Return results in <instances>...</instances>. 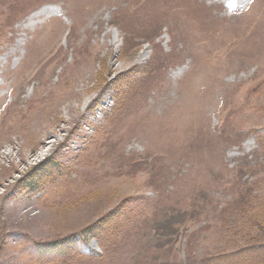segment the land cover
Returning <instances> with one entry per match:
<instances>
[{
	"label": "rangeland",
	"instance_id": "1",
	"mask_svg": "<svg viewBox=\"0 0 264 264\" xmlns=\"http://www.w3.org/2000/svg\"><path fill=\"white\" fill-rule=\"evenodd\" d=\"M228 14L0 0V264H264V0Z\"/></svg>",
	"mask_w": 264,
	"mask_h": 264
},
{
	"label": "trees",
	"instance_id": "2",
	"mask_svg": "<svg viewBox=\"0 0 264 264\" xmlns=\"http://www.w3.org/2000/svg\"><path fill=\"white\" fill-rule=\"evenodd\" d=\"M106 219V218H105ZM107 221V220H106ZM109 222V221H108ZM96 229H98V227H96ZM93 230H95L94 229V226H93ZM93 232V234L96 236V237H98V238H100L101 236H99L98 235V233L96 232V231H92ZM264 246H257V247H253V250L254 251H256V252H264Z\"/></svg>",
	"mask_w": 264,
	"mask_h": 264
}]
</instances>
